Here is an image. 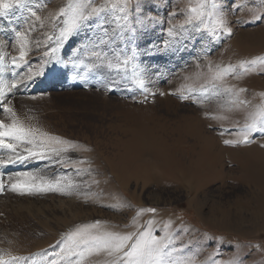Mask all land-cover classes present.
<instances>
[{
    "label": "rangeland",
    "instance_id": "1",
    "mask_svg": "<svg viewBox=\"0 0 264 264\" xmlns=\"http://www.w3.org/2000/svg\"><path fill=\"white\" fill-rule=\"evenodd\" d=\"M66 3L26 0V7L0 16V80L23 81L51 48L58 58L45 65L44 74L7 94L15 117L0 107V121L15 118L71 142L60 146L67 149L60 155L0 166V257L25 258L12 264H110L112 258L102 252L81 260L76 253L84 245L67 251L73 245L68 234L99 222L87 231L135 233L151 227L157 237L171 234L172 260L224 264L240 257L242 264H264V132L250 133L247 144L223 143L241 139L244 125L264 106V66L258 61L247 71L239 67L264 56V19L253 20L250 11L264 12V0H215L232 28L231 34L215 36L207 15L211 0L203 9L207 29L199 21L185 24L188 8L198 0H129L128 28L117 29L112 22L117 13L108 12L85 22L57 48L62 18L54 28L52 17ZM104 3L94 0L92 7ZM240 3L244 7L237 10ZM181 24L177 36L169 37L167 30ZM16 32L26 37L27 62L19 67L12 64L21 46ZM92 53L134 55L144 86L132 82L131 68H91L99 64ZM229 65L235 71L223 86L232 94L223 88L216 94L209 68ZM113 82L111 90L105 87ZM184 85L210 91L205 98L185 90L190 98L181 99ZM236 100L247 103H230ZM188 117L202 118L200 127ZM194 136L203 137L198 142ZM25 147L30 146L18 145L17 152L27 157ZM9 155L15 154L0 148V158ZM49 185L55 188L40 190ZM148 208L156 211H140Z\"/></svg>",
    "mask_w": 264,
    "mask_h": 264
},
{
    "label": "snow or ice",
    "instance_id": "2",
    "mask_svg": "<svg viewBox=\"0 0 264 264\" xmlns=\"http://www.w3.org/2000/svg\"><path fill=\"white\" fill-rule=\"evenodd\" d=\"M209 2V0H198L196 6H190L188 8L189 16L185 21V24H192L193 21H199L204 25L205 29L208 28V24L202 20L204 13V4ZM94 0H67V3L64 7H61L58 12L53 15L52 20L54 21L53 27H56V21L59 18H62V27L59 30V36L57 37L58 43L57 48L60 46L59 42H62L78 30L81 25L85 22H88L94 18H102L105 13L112 12L117 13L113 15L112 22L116 25L117 29L128 28L130 24V18L127 14V8L129 0H105V3L101 6L92 7ZM212 9L207 13L208 16L213 17L211 33L215 36L218 32L223 31L226 34L232 33V28L228 26L224 14L218 11V5L215 3V0H211ZM237 10L244 7L243 3L234 5ZM13 7H26V0H0V16H6ZM30 14L40 20L41 18L37 16L36 11L30 7L27 9ZM252 11V19L260 20L264 19V12L256 13L255 10ZM172 15V14H170ZM148 19H155L154 17H147ZM143 23V21H139ZM102 27V25H98ZM184 28V25L170 27L167 32L169 37H176L177 31L176 28ZM107 30H104V36H107ZM16 36L21 41V46L19 49V55L12 57V64L16 67L20 66V63H26L27 52L25 51V39L24 34L16 32ZM51 39V37H49ZM3 42L0 41V44ZM100 43H105L101 39ZM166 46H170V42L166 41ZM92 47H98V45L93 44ZM56 48L49 49L48 52H45L44 55L48 59H45L42 64L39 66V69H30L26 74L23 81H15L11 85L4 81L0 80V107L3 108V111L11 113L15 117L13 109L10 107V102H6L7 94H10L14 88H18L23 85L30 83L35 77L44 74V67L51 60H58L55 56ZM51 53V55H50ZM97 57L99 64H93L90 67L96 68L100 66H105L108 69H115L117 71H127L129 68L132 69V82L138 87L144 86V80L142 78V73L138 71V66L133 63V56H124L115 55L112 58H108L105 55L100 53H92ZM4 60V56H0V62ZM106 61V63H105ZM261 62L264 66V56L257 57L249 61H242L239 64V67L245 71L249 65H255L257 62ZM2 71V69H0ZM209 71L211 75V91L218 94L219 90L223 88L225 94H232V89L229 87L223 86L224 78L235 71V66L229 65L227 67H217L213 70L210 66ZM115 86L113 82L110 85H106L109 90ZM185 90L190 93L200 92L207 98L206 94L210 91L209 87L206 85H201L199 88H194L191 85H184L181 89L178 90L181 99H189V96H186ZM239 91H245V89H240ZM164 95V93H160ZM230 103H239L244 104L247 101L236 100L231 101ZM223 119V117H213ZM264 132V106H261L255 113L251 115L250 122L246 123L241 130L242 138L239 140H224L223 143L226 145H236L240 143H250V133L255 131ZM12 142H7V141ZM71 142L63 140L60 137L52 136L46 132H42L39 129L33 127H25L17 119L13 118L10 124H6L4 121H0V148L7 149L9 152L15 154L9 155L6 159L0 158V166H6L9 164L19 163L22 160L27 158L33 159H45L48 158V154L60 155L63 151L67 149L60 147L61 145H69ZM24 144L30 147H25L24 152H27V157L23 154L17 152L18 145ZM82 163V162H81ZM26 175V174H25ZM59 183V182H57ZM67 186V185H65ZM3 185L0 184V189ZM12 189H16V185L13 184ZM54 185H49L47 188L40 190H52ZM62 190V189H55ZM140 211L155 212L156 209L148 208L141 209ZM139 215V213H137ZM151 221H148V224L151 225ZM170 221L164 224V228L168 229ZM99 224L96 222V225L85 226L84 230H77L75 233L68 234L69 238L73 240V245L67 250L68 254H71L73 247L79 248L81 245H84L85 248L83 251L76 253L81 260L84 259L86 255H91L92 253H104L107 256L111 257L110 264H194V259L188 257L179 261L170 259L174 249L172 248L173 239L171 234L167 236L157 237L152 234L151 227H148L144 230L138 232H104L99 235H93L87 231L88 228H94ZM24 257H10L9 260H4L0 257V264H12V262L24 260ZM32 264H39L37 261H33ZM55 264V262H53ZM224 264H242V258L233 257L232 259L224 262Z\"/></svg>",
    "mask_w": 264,
    "mask_h": 264
},
{
    "label": "bare ground",
    "instance_id": "3",
    "mask_svg": "<svg viewBox=\"0 0 264 264\" xmlns=\"http://www.w3.org/2000/svg\"><path fill=\"white\" fill-rule=\"evenodd\" d=\"M250 69V68H249ZM250 103H252V102H250ZM256 109V108H255ZM242 114V113H241ZM188 118H190V120L191 121H193L194 123H195V125H193L194 127H196V128H199L200 126V124H201V119H196L195 117H188ZM188 118H186L187 120H189ZM196 135V134H195ZM203 136H199V137H197V136H194L193 137V140H195V141H198V140H200L201 138H202ZM155 139V138H154ZM199 142V141H198ZM210 152V151H209ZM262 154V153H261ZM259 157V156H258ZM263 157V156H262ZM261 157V158H262ZM263 160V159H262ZM242 168V167H241ZM247 169H248V167H247ZM255 170V169H254ZM259 171V170H258ZM257 171V172H258ZM261 171V170H260ZM261 185V184H260ZM261 191H263V190H261Z\"/></svg>",
    "mask_w": 264,
    "mask_h": 264
}]
</instances>
